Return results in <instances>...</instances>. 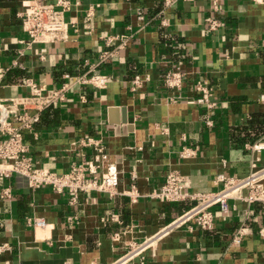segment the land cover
<instances>
[{
    "label": "crops",
    "instance_id": "crops-1",
    "mask_svg": "<svg viewBox=\"0 0 264 264\" xmlns=\"http://www.w3.org/2000/svg\"><path fill=\"white\" fill-rule=\"evenodd\" d=\"M23 1L0 0L1 98L29 94L27 78L43 91L60 86L66 74L97 62L104 36L125 35L99 65L105 88L74 85L40 111L33 132H23L36 165L58 173L79 159L73 142L100 138L118 184L112 196L90 191L71 201L68 192L32 189L21 176L0 179V264H109L130 239L152 234L190 205L149 196L168 171L185 176L189 191L205 192L216 189L220 173L244 176L264 165V147L255 146L264 144V0H221L216 31L206 26L210 0H71L67 38L33 43L17 15ZM174 66L186 73L179 89L162 84ZM136 74L143 81L131 91ZM199 79L212 88L213 109L188 102ZM183 147L189 155L180 154ZM93 152L85 148V158ZM32 217L44 225L29 224ZM262 226L264 202L232 198L227 213L214 210L212 229L184 225L148 248L143 262L125 264H264Z\"/></svg>",
    "mask_w": 264,
    "mask_h": 264
},
{
    "label": "built area",
    "instance_id": "built-area-1",
    "mask_svg": "<svg viewBox=\"0 0 264 264\" xmlns=\"http://www.w3.org/2000/svg\"><path fill=\"white\" fill-rule=\"evenodd\" d=\"M128 1V0H127ZM173 0H165L166 5ZM190 1V0H189ZM221 0H210L211 14L206 20L207 29L216 31L222 26L219 16V3ZM71 0H24L21 10L17 13L21 20L23 31L30 43L33 42H58L68 36V30L74 26V20L67 17V10L72 5ZM74 0V3H78ZM144 11L136 8V18L142 20ZM125 40V35H106L104 43L109 47L115 40ZM104 48L98 55L97 62L88 64V69L74 76L66 74L69 80H65L60 86L43 91L31 78L24 81L29 94L10 98L0 97V179L10 178L14 175L25 179L26 184L34 189L47 186L54 191H66L70 194V200L74 201L79 193L101 191L112 196L117 193L118 171L114 162L106 158L104 144L100 138L88 136L82 137L73 144L79 147L76 155L79 157L72 162L70 168L62 173L52 171L46 167L36 165L29 154V145L24 139L23 132H33L40 118V111L45 107L63 101L74 85H90L93 88H105L108 77L99 70V65L110 61L113 50ZM264 47V40H262ZM185 71L178 66L167 69L162 76V84L165 87L179 89L185 78ZM139 74L131 80L130 90L134 91L142 83ZM195 89L197 95L189 98L190 103H200L207 109H213L216 101L213 98L211 86L207 80H196ZM210 119L206 124H211ZM257 148L264 144H256ZM85 148H92L93 154L85 158ZM189 148L183 147L182 156L189 155ZM191 150V149H190ZM191 152V151H190ZM264 179V165L255 166L244 176L218 174L215 182L216 189L212 191H189L188 182L180 172L170 170L165 175L162 184L153 190L149 196L163 202H179L189 200L190 205L167 223L159 226L152 234L141 240L130 239L125 251L109 264H125L135 258L144 261V252L156 245L171 231L184 225L194 224L200 229L209 230L213 227L214 210L222 213L229 211V200L240 199L248 203L264 202V186L259 181ZM5 195L9 189L3 190ZM29 224L43 226L42 217H32L26 220ZM260 236L264 237V226L258 229ZM244 234L243 228L238 229L233 241H238ZM6 244L0 245V249Z\"/></svg>",
    "mask_w": 264,
    "mask_h": 264
},
{
    "label": "water",
    "instance_id": "water-1",
    "mask_svg": "<svg viewBox=\"0 0 264 264\" xmlns=\"http://www.w3.org/2000/svg\"><path fill=\"white\" fill-rule=\"evenodd\" d=\"M259 183H261L262 186H264V179H261V180L259 181Z\"/></svg>",
    "mask_w": 264,
    "mask_h": 264
}]
</instances>
